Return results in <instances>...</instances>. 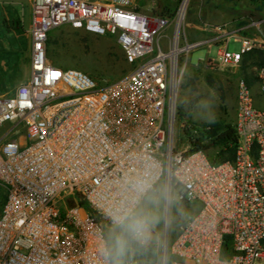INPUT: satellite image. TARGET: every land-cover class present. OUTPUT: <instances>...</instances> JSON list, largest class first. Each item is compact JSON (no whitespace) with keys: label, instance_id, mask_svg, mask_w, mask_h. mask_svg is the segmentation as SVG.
<instances>
[{"label":"built area","instance_id":"2783aa9c","mask_svg":"<svg viewBox=\"0 0 264 264\" xmlns=\"http://www.w3.org/2000/svg\"><path fill=\"white\" fill-rule=\"evenodd\" d=\"M28 2L29 76L0 94V264H102L104 224L129 182L155 178V186L167 176L176 200L198 208L166 244L162 264H264V107L252 86L238 81L233 160L213 164L203 150L174 145L187 56L209 43L184 36L187 0L172 17L142 10L138 0ZM61 25L113 36L133 68L100 82L54 65L46 41ZM239 41L237 51L219 44L202 64L236 65L253 49L264 62V37ZM253 72L264 99V64Z\"/></svg>","mask_w":264,"mask_h":264},{"label":"rangeland","instance_id":"374dc122","mask_svg":"<svg viewBox=\"0 0 264 264\" xmlns=\"http://www.w3.org/2000/svg\"><path fill=\"white\" fill-rule=\"evenodd\" d=\"M181 1L138 0V3L146 12L161 11L167 4L176 11ZM29 11L28 0H0V94L11 93L26 78ZM191 18L197 19V22ZM263 22L264 0H187L184 36L189 41L209 40V43L193 49L187 56L176 103L178 105L188 97H197L199 102L189 116L183 118L176 114L174 145L177 149L189 148L184 130H190V127L200 130L201 124H210V115L216 117L215 122L234 124L238 81L244 79V74L255 76L253 67L257 65L248 64L246 71L242 72V62L209 69L202 61L209 57L214 58L220 43L228 41L227 49L237 51L241 36L264 37ZM171 32V28H168L160 35L159 42L163 48L167 47ZM48 39L52 44L48 48L47 57L61 69L76 68L91 74L100 82H111L125 77L133 68V65L123 60V52L113 36H96L81 29L61 25L49 31ZM253 60L251 58L247 63ZM251 86L255 105L264 107V104L258 103L259 99H264L259 91H254L257 87L256 76ZM196 130L192 132L199 135ZM204 142L210 147L209 153L216 151V148L211 147L208 138ZM162 186L170 190L174 200L170 206L163 203L161 205L162 219L154 228L155 241L150 247L156 256L154 264H162L166 244H171L179 232L181 220L193 211L192 207L176 200L177 185L172 177H163L154 187ZM109 227L104 224L106 233ZM169 257L171 254L168 253Z\"/></svg>","mask_w":264,"mask_h":264},{"label":"clouds","instance_id":"9594fccd","mask_svg":"<svg viewBox=\"0 0 264 264\" xmlns=\"http://www.w3.org/2000/svg\"><path fill=\"white\" fill-rule=\"evenodd\" d=\"M215 119L210 115L208 123ZM154 183L155 178L133 179L124 198L108 212L111 225L98 248L102 264H140L137 256L154 244L153 231L162 219L161 205L170 206L174 200L167 187H154Z\"/></svg>","mask_w":264,"mask_h":264},{"label":"trees","instance_id":"16d2710c","mask_svg":"<svg viewBox=\"0 0 264 264\" xmlns=\"http://www.w3.org/2000/svg\"><path fill=\"white\" fill-rule=\"evenodd\" d=\"M177 9V8H176ZM159 15L166 16V17H172L175 13V9L172 6H169L168 4L162 7L161 11H153ZM190 11H188L189 14ZM192 21L197 22V19L191 18ZM264 23V22H263ZM264 28V25H263ZM51 41L48 39L46 41V53L48 56V48L51 45ZM254 55V56H253ZM254 59L253 61L248 62L249 59ZM124 60V56H123ZM125 61V60H124ZM242 67L241 71L245 72L246 67L248 64L251 65H257L261 66L264 64L263 62V55L261 50H251L244 54L241 61ZM244 79L247 82V84L251 87L252 83L255 80V76H250L248 74H244ZM199 102V98H193L188 97L187 100H182L178 105L176 103V114L180 117H187L191 114L192 110L196 107V105ZM202 128L200 130H196L194 127H190L185 129V133L187 134V139L189 143L188 152H192L195 150H203L210 161L213 164L221 163L224 161H231L234 158L235 150L237 146L238 136L234 127V124H226L224 122H215L212 124H201ZM196 130V132H199V135H196V133H193L192 131ZM191 131V132H190ZM208 138L211 147L216 148V151L209 153V146L204 142V139ZM173 181V178H172ZM3 202V195L0 198V205ZM81 204H85L83 200L80 201ZM185 203V202H184ZM186 204V203H185ZM187 206H190L194 209L198 208V204H186ZM192 211V212H193ZM183 220H181V223ZM106 235V232H105ZM229 244L227 242L223 246V253L228 252ZM173 257H169L168 261H170ZM138 261L140 264H154L156 260L155 252L152 250H148V252L139 254L137 256Z\"/></svg>","mask_w":264,"mask_h":264},{"label":"crops","instance_id":"0c3cea01","mask_svg":"<svg viewBox=\"0 0 264 264\" xmlns=\"http://www.w3.org/2000/svg\"><path fill=\"white\" fill-rule=\"evenodd\" d=\"M30 11H31V9H30ZM29 11V12H30ZM30 14V13H29ZM220 44H223V43H220ZM29 49H30V42H29ZM29 49H28V59H27V75H26V78L23 80V81H25L27 78H28V76H29ZM22 82V81H21ZM255 92H256V89L254 90ZM258 103L259 104H264V100H262V99H259L258 100Z\"/></svg>","mask_w":264,"mask_h":264}]
</instances>
